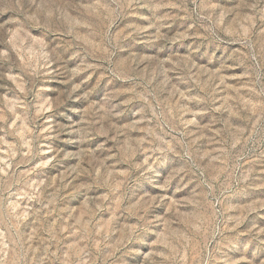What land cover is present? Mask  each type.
Instances as JSON below:
<instances>
[{
	"label": "rangeland",
	"instance_id": "rangeland-1",
	"mask_svg": "<svg viewBox=\"0 0 264 264\" xmlns=\"http://www.w3.org/2000/svg\"><path fill=\"white\" fill-rule=\"evenodd\" d=\"M0 264H264V0H0Z\"/></svg>",
	"mask_w": 264,
	"mask_h": 264
}]
</instances>
